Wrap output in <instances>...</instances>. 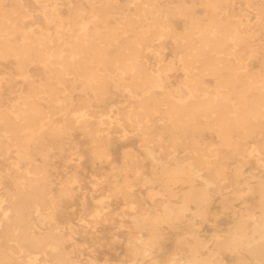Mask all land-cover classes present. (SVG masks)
<instances>
[{
    "label": "bare ground",
    "instance_id": "6f19581e",
    "mask_svg": "<svg viewBox=\"0 0 264 264\" xmlns=\"http://www.w3.org/2000/svg\"><path fill=\"white\" fill-rule=\"evenodd\" d=\"M198 1L204 15L186 0H0V264H109L77 240L98 237L109 203L66 211L85 172L66 164L75 132L91 167L122 159L99 181L127 208L125 238L111 232L122 264H264V0ZM114 128L143 152L115 148Z\"/></svg>",
    "mask_w": 264,
    "mask_h": 264
},
{
    "label": "rangeland",
    "instance_id": "374dc122",
    "mask_svg": "<svg viewBox=\"0 0 264 264\" xmlns=\"http://www.w3.org/2000/svg\"><path fill=\"white\" fill-rule=\"evenodd\" d=\"M186 2L193 7L195 10V13L197 15H204L205 14V7L203 4H201L198 0H186ZM26 6L30 9L31 13L35 14V8L32 6L30 2L26 3ZM243 6V0H233V3L229 7V10L237 13L239 8ZM254 18H252V21ZM175 26L178 29H181L182 22L179 20L175 21ZM261 41L264 42V34L260 35ZM164 53V60L165 62H173L176 66H178V61L176 59L175 54L173 53L172 46L170 44H166L163 49ZM262 65V58L257 57L252 61V66L254 69H261ZM33 73L38 74L40 73L39 70L34 69ZM168 81L171 86L178 87L179 90L182 91L181 82L183 80L182 73L180 69H176L168 74ZM12 97H14L12 95ZM121 97L118 94H115L112 96V103L116 104L117 100ZM54 122L56 125H60L59 117L57 115L53 116ZM56 128V126H55ZM75 141L78 146V151L81 153V155H78L76 153L74 154H67L68 158L66 159V164L70 165L76 162L77 159H80V161L83 163L85 167V172L82 176L81 181V187L76 191L75 197L66 203V211L68 213H71L73 215H79L82 214L86 220H91V213H93V210L95 209L96 205L98 204L100 199L104 200L105 202L109 203V208L112 210L111 214V220L105 221L100 223L99 229L101 233L98 235V237L91 239L90 234L85 232H80L79 235H77V240L81 245V248H86L91 245L93 247L94 251V258L96 259L95 263H103L105 260L108 261L109 264H122L124 263V260L126 259V251L124 248V245L122 241H114L111 238V232L118 230L121 237L125 238L126 228L117 227V221H125V224H128L127 221L129 220V217L125 214L122 215V212H127V208L123 205L120 199L115 198H104L106 195V192L102 189V184L99 183L100 178L108 173L112 167L119 166L122 162V159L120 157V154L118 152H114L112 155V161L109 163H100L98 166L91 167V163L89 162V154L87 152L88 148V139L85 136L80 135L78 132H75ZM114 136V147H120L122 148H130L136 150L137 153H142L143 149L140 147V144L138 142V138L136 136H128L124 137L122 135V132L118 128H114L113 131ZM204 137L207 140L215 141V136L212 133L206 132L204 134ZM119 151V150H118ZM67 153V152H66ZM54 162L56 165H59V161L57 158H54ZM61 166V165H60ZM251 167H255L256 164L254 162H251L249 164ZM60 169V168H59ZM252 171L256 172V169H252ZM55 181H58L55 176H52ZM85 196V205H81L80 203V196ZM72 220L78 226H80V222L76 219H73V216H71ZM222 223L224 222L221 221ZM204 228L206 230H211V226L206 224L204 225ZM87 249H85L84 254L80 256V258H87L88 255Z\"/></svg>",
    "mask_w": 264,
    "mask_h": 264
}]
</instances>
